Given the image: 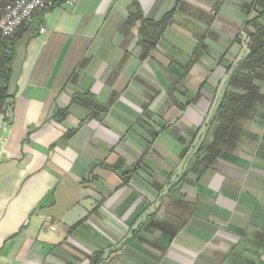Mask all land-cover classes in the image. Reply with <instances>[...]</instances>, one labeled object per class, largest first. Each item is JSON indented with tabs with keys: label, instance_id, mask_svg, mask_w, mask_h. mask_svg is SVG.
I'll use <instances>...</instances> for the list:
<instances>
[{
	"label": "crops",
	"instance_id": "crops-1",
	"mask_svg": "<svg viewBox=\"0 0 264 264\" xmlns=\"http://www.w3.org/2000/svg\"><path fill=\"white\" fill-rule=\"evenodd\" d=\"M253 2L33 14L0 117V264H264V77L229 83Z\"/></svg>",
	"mask_w": 264,
	"mask_h": 264
},
{
	"label": "trees",
	"instance_id": "trees-1",
	"mask_svg": "<svg viewBox=\"0 0 264 264\" xmlns=\"http://www.w3.org/2000/svg\"><path fill=\"white\" fill-rule=\"evenodd\" d=\"M63 1L55 0V6ZM253 3L259 5L261 11L258 16L248 20L244 25L245 31L248 26L251 29L247 32L249 53L246 58L238 63L229 81L230 84L244 90L245 94L240 95V98L243 99L256 90L255 81L264 75V0H254ZM48 10L40 11L46 12ZM258 18L263 21L262 24L257 22ZM26 23L11 36L4 37L0 34V114L3 115L6 113L8 101L12 97V94L9 93V85L16 55L17 36Z\"/></svg>",
	"mask_w": 264,
	"mask_h": 264
},
{
	"label": "built area",
	"instance_id": "built-area-1",
	"mask_svg": "<svg viewBox=\"0 0 264 264\" xmlns=\"http://www.w3.org/2000/svg\"><path fill=\"white\" fill-rule=\"evenodd\" d=\"M72 4L73 0H64ZM55 7V0H2L0 1V34L4 37L14 34L34 13ZM40 27L39 32H43ZM3 114H0V117ZM5 122L0 120V143L4 137ZM53 228V227H50Z\"/></svg>",
	"mask_w": 264,
	"mask_h": 264
},
{
	"label": "rangeland",
	"instance_id": "rangeland-1",
	"mask_svg": "<svg viewBox=\"0 0 264 264\" xmlns=\"http://www.w3.org/2000/svg\"><path fill=\"white\" fill-rule=\"evenodd\" d=\"M234 70L235 69H232L231 72L233 73ZM263 77H264V75H263ZM242 109H244V107L241 108V110ZM219 113L221 114L220 116L222 118L221 124H223V126H230V129L229 128L226 129L228 132L229 130L237 129L238 121L241 122V120H239L241 117H238V116H242L244 112L240 111L239 106H237V107L232 106V109L231 108L228 109V107L225 106L224 108H221V111ZM197 143H198V139L196 140V145H197ZM228 144L226 145V147L228 146Z\"/></svg>",
	"mask_w": 264,
	"mask_h": 264
}]
</instances>
